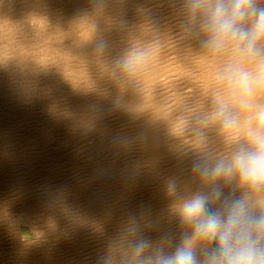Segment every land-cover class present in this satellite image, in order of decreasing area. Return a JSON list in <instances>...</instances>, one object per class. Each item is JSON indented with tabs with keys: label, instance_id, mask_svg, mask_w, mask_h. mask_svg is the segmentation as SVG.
I'll use <instances>...</instances> for the list:
<instances>
[{
	"label": "bare ground",
	"instance_id": "bare-ground-1",
	"mask_svg": "<svg viewBox=\"0 0 264 264\" xmlns=\"http://www.w3.org/2000/svg\"><path fill=\"white\" fill-rule=\"evenodd\" d=\"M180 3L0 0V244L16 252V264H67L55 254L72 252L71 241L50 245L46 233L28 240L20 229L26 223L44 232L60 223L59 215L67 218L78 204L90 207L96 197L103 207L97 212L101 252L132 216L149 225L145 231L154 242L165 232L178 238L164 181L176 177L189 191L200 184L191 173L195 146L190 136L173 134L170 119L181 96L208 107L216 64L200 56L196 37L184 36ZM150 41L162 47L140 82L113 75L118 60ZM208 135L212 147L223 152L215 130ZM111 172L116 187L108 185ZM109 186L115 188L112 195ZM90 235L82 236L90 237L91 256L77 251V240L73 253L96 262V237Z\"/></svg>",
	"mask_w": 264,
	"mask_h": 264
},
{
	"label": "clouds",
	"instance_id": "clouds-1",
	"mask_svg": "<svg viewBox=\"0 0 264 264\" xmlns=\"http://www.w3.org/2000/svg\"><path fill=\"white\" fill-rule=\"evenodd\" d=\"M180 9L184 36L196 37L200 56L216 61L208 107L181 96L170 119L173 134L195 146L191 173L200 187L164 181L178 238L165 232L154 242L149 225L132 216L96 264H264V0H181ZM161 47L132 48L113 75L140 82ZM210 129L223 152L212 147Z\"/></svg>",
	"mask_w": 264,
	"mask_h": 264
},
{
	"label": "rangeland",
	"instance_id": "rangeland-1",
	"mask_svg": "<svg viewBox=\"0 0 264 264\" xmlns=\"http://www.w3.org/2000/svg\"><path fill=\"white\" fill-rule=\"evenodd\" d=\"M112 150L115 151V149H112ZM112 153H113V151H112ZM118 164L121 165L120 162H118ZM118 166H119V165H118ZM112 172H113V171H112ZM112 172H111V173H112ZM115 172L117 173V171H114L113 173H115ZM118 172H119V171H118ZM113 173L111 174V175H112V176H111L112 184H111V183L108 184V185H112V186L114 185V184H113V183H114L113 179L116 180L115 178H112L113 175H116V174H113ZM114 177H115V176H114ZM106 180H107V179H106ZM106 180H105V181H106ZM105 181H104V180L102 181V182H103L102 184H104L103 187H105V185L107 184V181H106V184L104 183ZM110 182H111V180H110ZM113 187H116V186H113ZM113 187H112V188H113ZM114 189H115V188L111 189V187L109 186V191H110V190H113V191H110V192H111V195L114 193ZM95 197H96V196H95ZM96 198H97V197H96ZM96 198L94 199L95 204L92 203V206H90V207H86L85 205H83L84 208H86V210H87V208H88V210H87L88 212L85 211V209L83 210V211H85L84 214H83V211H81V208H83V206L81 207V204L76 205V206H79V205H80V206H79L80 208L76 207V211H75L73 214H71L70 216H68L67 218H65V214H64V213H63V214L61 213L62 215H59V218H60L61 221H60V223L57 225L58 227L55 225L54 227L52 226L54 229H53L52 227L49 228L50 230L47 228L49 231H48V230H46V231H48V232H46V231H44V232H43V231L40 232V230H38V229H37V230L35 229V231H33L34 229L32 228V226L30 227V225H28V224H26V223H25L24 226H23L24 228H23V229H20V232L22 233L23 237H24V238H27L28 240H31V239L35 240V239L38 237V235H40V234H45V233H46L45 236H46V238H47V242H48V241H50V243H51L52 241L54 242V243L52 242L51 244H55L56 241H57L58 239H63V240L66 239L67 241L69 240V242L71 241L70 243L72 244V246H71V248H70V249L72 250V252L70 251V249H69V251H70L69 253H66L67 251L65 250V251H66L65 253H63L64 251L62 252L63 254H58L59 252L56 251L57 254H55V255H56V256H57V255L60 256V257H61V258L59 257L60 259H63V261L65 260V262L67 261L69 264H71L72 261H73L72 264H74L75 262L79 263L78 261H80L81 259H82L81 261H83V262L80 261L79 264H81V263H82V264H83V263H84V264H86V263H88V264H93V261L95 262V258H94V259H93V257L90 258L89 255H86V254H85L86 257L84 258L85 255H84V256H83V255H82V256H81V255L79 256V254H80L81 252H83V251H86L85 253H87V251H88L89 253H87V254H90V256H91V248H90V250H89V247H91V246H90V243L87 242V240H86V239H88V238H90V237H87L88 235L85 236V237H87V238H84V237L82 236L83 234L86 235V234H90V233H91L92 235L95 234V236H94V235H93V236L90 235L91 237H93V238L96 237V239H94V240H95V243H96V244H95L96 246L94 245V248L96 247V249H95L96 251L93 249L94 252H96V254H100V252H101V250H98V249H97V247L99 248V246L97 245V244H98V240H97V238H98V236L103 232V228L100 226V225H102V224H101V222H100V220H99V217H98V213H99L98 210H100V209L103 208V207H101L100 205H97L98 203H97V201H95ZM93 207H94V208H93ZM98 207H99V209H98ZM77 208H78V209H77ZM89 208H90V209H89ZM92 208H93V209H92ZM112 208H113V205H112V207H110L111 211H112ZM94 210H95V211H94ZM96 210H97V211H96ZM77 211H78V214L76 213ZM79 212L81 213V216H80V217H79V214H80ZM97 212H98V213H97ZM86 213H87L88 215L85 217L84 215H86ZM94 213H95V214H94ZM96 213H97V215H96ZM111 213H112L111 215H112V218H113V219H114V218L118 219V217H116L115 215H114L115 217L113 216V214H114L113 211H112ZM82 214H83V215H82ZM61 216H62V217H61ZM66 216H67V215H66ZM72 216H73V217H72ZM76 217H78V220H79V221H76V220H77ZM81 217L83 218V220L81 219ZM96 217H97V218H96ZM84 218H85V219H84ZM86 218H87V219H86ZM94 218H95V219H94ZM69 219H70V220H69ZM96 219L99 220V222H98ZM116 219H114V220L116 221ZM62 220H63V221H62ZM81 220H82V221H81ZM91 220H92V221H91ZM72 221H73V222H72ZM83 221H84V222H83ZM74 222H76V223H74ZM69 223H70V224H69ZM95 224H97V225H95ZM59 225H62V226H59ZM65 225H66V226H65ZM77 225H78V226H77ZM94 225H95V226H94ZM79 226H80V227H79ZM82 226H83V227H82ZM92 226H93L94 228H93ZM99 226H100L102 229H99V230H98V228H100ZM122 226H123V225H122ZM64 227H65V228H64ZM70 227H71V228H70ZM21 228H22V227H21ZM51 228H52V229H51ZM55 228H56V229H55ZM82 228H83L84 230H83ZM87 228H88L89 230H88ZM91 228H92V229H91ZM63 229H64V230L66 229V231H64ZM77 229H78V230H77ZM80 229L83 230V231H81ZM94 229H95V230H94ZM79 230H80V232H79ZM93 230H94L95 232H93ZM53 231H54V232H53ZM55 231H56V232H55ZM88 231H89L90 233H89ZM99 231H100L101 233H100ZM58 232H59V233H58ZM60 232H61V233H60ZM69 232H70V233H69ZM82 232H83V233H82ZM97 232H99L100 234L97 233ZM39 233H40V234H39ZM52 233H53V234L56 233V234L53 235ZM57 233H58V234H57ZM36 234H38V235H36ZM47 234H48V235H47ZM50 234H51V235H50ZM61 234H62L64 237H63ZM76 234H78V235L81 234L80 236H81V238L83 237V239H81L80 236H77ZM111 234H113V237H112V241H113V240H114V237H115L114 235H115L116 233L113 231ZM52 235H53V236H52ZM56 235H57V236H56ZM75 235H76V236H75ZM60 236H61V237H60ZM74 236H75V237H74ZM101 236H102V235H101ZM58 237H59V238H58ZM77 237H78L79 239H77ZM99 238H101V237L99 236ZM49 239H50V240H49ZM51 239H53V240H51ZM66 240H65V241H66ZM76 240H77V243H76ZM78 240H80L81 242L85 240L86 242H85V241L82 242L83 244L86 243L85 246L82 245V243H81L80 241H78ZM96 240H97V242H96ZM0 241H1V240H0ZM72 241H73V242H72ZM79 242H80V243H79ZM48 243H49V242H48ZM50 243H49V244H50ZM75 243L78 244L77 251H78V250H79V251L81 250V252H77V254H76V250H75V253H73V252H74L73 247L75 246V248H76V246H77ZM88 243H89V245H88ZM1 244H2V243H1ZM1 244H0V247H1V248H2V247L4 248L5 246H3V244H2V246H1ZM49 244H48V245H49ZM51 244H50V245H51ZM79 244H80V246L82 245V247H79ZM73 245H74V246H73ZM87 245H88V246H87ZM49 247H50V246H49ZM49 247H47V248H49ZM86 247H88V248H87L88 250L86 249ZM1 248H0V249H1ZM3 248H2V249H3ZM75 248H74V249H75ZM78 248H80V249H78ZM81 248L84 249V250L82 251ZM2 249L0 250V254H1V255H0V258L3 257L2 253L4 254V257L2 258V260H1L2 262H1L0 264L8 263L9 259H10V261H9L10 264H11V263L13 264L14 262H15L14 264H16V262H18V261H17L18 259H17L16 257H13V256H16V255H15L16 252H15V254H14L13 251H8V250H4V249L2 250ZM99 249H100V248H99ZM7 251H8L9 253H10V252H12V253H10V255H9V253H8V256H6L5 253H7ZM14 251H15V250H14ZM98 252H99V253H98ZM13 254H14V255H13ZM66 254H67V255L69 254V255L67 256ZM74 254H75V255H74ZM81 254H84V253H81ZM94 256H95V255H94ZM9 257H13V259H12V258H9ZM68 257H69L70 259H69ZM76 257H77L78 259H77ZM88 257H89V258H88ZM6 258H8V259H6ZM15 258H16V260H15ZM55 258L57 259V257H55ZM79 258H80V259H79ZM4 259H5V260H4ZM66 259H67V260H66ZM83 259H88V260H86L87 262H86V261L84 262ZM90 259H93L92 262H91ZM3 260H4V261L7 260V262H4ZM75 260H76V261H75ZM77 260H78V261H77ZM11 261H12V262H11ZM89 261H90V262H89ZM67 262H66V263H67ZM30 263L32 264L33 262H30ZM30 263H29V264H30ZM68 263H67V264H68ZM77 263H75V264H77ZM95 263H96V262H95ZM95 263H94V264H95ZM33 264H35V263H33ZM36 264H37V263H36ZM45 264H46V263H45Z\"/></svg>",
	"mask_w": 264,
	"mask_h": 264
}]
</instances>
